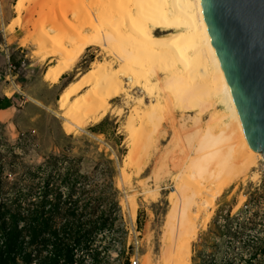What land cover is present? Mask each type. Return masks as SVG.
Returning a JSON list of instances; mask_svg holds the SVG:
<instances>
[{"label":"rangeland","instance_id":"rangeland-1","mask_svg":"<svg viewBox=\"0 0 264 264\" xmlns=\"http://www.w3.org/2000/svg\"><path fill=\"white\" fill-rule=\"evenodd\" d=\"M17 1L0 0V109L16 107L14 119L7 123L0 120V205L17 189L30 191L28 199L36 195L34 199L39 201L46 190L53 203L58 191L65 199L75 190L74 199L80 200L77 213L85 215L82 219L94 233L90 249L83 245L75 264H131L133 258L140 264H165L169 198L177 182H203L201 196L209 201L215 197V207L205 225L198 222L190 264H204L208 259L217 264H264V160L259 157L256 166L244 173L227 160L209 180L206 169L200 170L217 160L212 156L197 164L195 173L189 172L185 156L200 144L201 130L207 128L212 110L195 124L192 118L197 114L191 107L185 108L189 113L177 109L170 113L166 109L161 119L164 122L144 127V118L138 117L136 129L132 130L128 121L139 105V97L144 96L147 103L156 100L131 85H126L127 95L110 101L99 120H89L82 129L68 131L59 105L62 92L95 63L105 61L120 68L122 61L111 50L90 46L71 72L51 83L44 74L59 56L48 53L42 59L38 44L45 32L50 35L61 31L66 39L75 35L74 26L79 24L84 10L82 2L92 9L108 7L110 14L114 13L113 2L80 0L79 5L78 0H21L17 9ZM66 6L70 11L64 13L69 19L61 14ZM51 18L65 25L56 28ZM58 47V43H50L47 50ZM159 100L166 105L164 94ZM219 109L223 107L216 105L213 110ZM5 115L9 112L1 114V118ZM132 148L136 152L128 161ZM52 157L59 159L56 169L48 167ZM104 221L106 224L97 230ZM47 254L48 250H44L38 257Z\"/></svg>","mask_w":264,"mask_h":264},{"label":"bare ground","instance_id":"bare-ground-1","mask_svg":"<svg viewBox=\"0 0 264 264\" xmlns=\"http://www.w3.org/2000/svg\"><path fill=\"white\" fill-rule=\"evenodd\" d=\"M20 2L21 0H18L15 5L17 9H20ZM77 2L80 5V0ZM112 2L113 9H110L114 11L113 14L107 12L108 7L101 9L99 6L94 8V11L82 2L84 6L81 3L80 7L84 10L81 12L82 17L80 16L77 28L74 26L75 35H68L69 38L66 39L60 29L57 34L48 35L45 32L46 36H42L43 40L38 44V52L43 54L42 59H45L48 53L59 56L58 62L52 64L44 74L45 80L51 83H57L61 77L71 72L90 46L111 50L122 61L120 68L114 67L112 63H104L105 61L95 63L79 80L66 87L59 101L65 119L64 127L68 131L74 128L82 129V125L87 121L99 120L106 113L110 101L126 94V85H131L143 89L145 94L156 100L147 103L144 96L139 97V105L128 121L132 130L136 129L135 122L138 117L144 118V127L148 124L157 126L166 109L170 110V113L176 109L189 113L191 111H186L185 108L191 107L197 114L192 118L195 124L201 123L202 115L212 110L209 122H206L207 128L200 129L201 132L204 131L200 144L187 155L185 152L184 164L189 172L195 173L194 167L203 161L207 162L204 159L212 156L215 159L217 157V160L209 164V167L207 165L208 168H204L205 165L202 166L203 170L201 166L197 167L201 172L206 169L205 172L209 175L206 178L209 180L221 171L227 160L239 166V172L243 173L255 167L259 157L264 160L262 152L253 151L248 146L205 27L200 0H191V4L189 0ZM69 3L74 7V2ZM76 6L79 7L78 4ZM65 10L62 15L70 11L68 7ZM67 14L62 17L67 19ZM56 21L52 22L56 28L64 24ZM66 21L68 20H65L66 24L72 25L70 21ZM71 27L73 29V26ZM42 29L43 27L41 31ZM50 43H58L59 47L56 50H47ZM125 78L131 80L125 82ZM161 94L165 96L164 106L161 99L159 100ZM143 105L146 106L145 109L141 107ZM216 105L222 106L223 109L213 110ZM214 125L218 128H214ZM173 126V130L178 133V128ZM206 144L209 145L206 147ZM209 148V152L204 153ZM135 152V148L128 152V161L133 160ZM199 177L203 178L202 175ZM201 183L203 182H177L178 187H175L174 194L169 198L171 207L166 216L165 234L168 249L163 254L165 264L191 262V245L200 227L198 222L205 225L211 217L212 208L215 207V197L209 201L201 196ZM220 192L221 190L218 191Z\"/></svg>","mask_w":264,"mask_h":264},{"label":"water","instance_id":"water-1","mask_svg":"<svg viewBox=\"0 0 264 264\" xmlns=\"http://www.w3.org/2000/svg\"><path fill=\"white\" fill-rule=\"evenodd\" d=\"M248 146L264 155V0H200Z\"/></svg>","mask_w":264,"mask_h":264},{"label":"trees","instance_id":"trees-1","mask_svg":"<svg viewBox=\"0 0 264 264\" xmlns=\"http://www.w3.org/2000/svg\"><path fill=\"white\" fill-rule=\"evenodd\" d=\"M58 160L50 158L48 167L58 168ZM46 193L39 201L36 195L28 199L30 191L17 189L0 205V264H75L83 245L90 249L94 233L85 225V215L77 213V192L71 190L63 199V192L58 191L54 203ZM44 250L47 256L39 259ZM204 264L217 263L208 259Z\"/></svg>","mask_w":264,"mask_h":264},{"label":"crops","instance_id":"crops-1","mask_svg":"<svg viewBox=\"0 0 264 264\" xmlns=\"http://www.w3.org/2000/svg\"><path fill=\"white\" fill-rule=\"evenodd\" d=\"M63 78V77H61ZM4 112H9V115H5L4 118H1V114H4ZM16 116V107L15 106H11L5 109H0V120H2V122L7 123L9 122L11 119H14V117Z\"/></svg>","mask_w":264,"mask_h":264},{"label":"built area","instance_id":"built-area-1","mask_svg":"<svg viewBox=\"0 0 264 264\" xmlns=\"http://www.w3.org/2000/svg\"><path fill=\"white\" fill-rule=\"evenodd\" d=\"M9 66H10V68H13V65H12V64H10ZM15 68H16V67H15ZM131 264H140V263H139V260H138V259L133 258Z\"/></svg>","mask_w":264,"mask_h":264}]
</instances>
